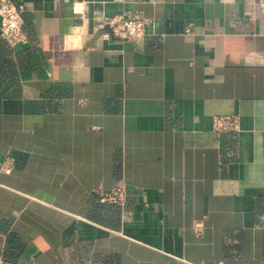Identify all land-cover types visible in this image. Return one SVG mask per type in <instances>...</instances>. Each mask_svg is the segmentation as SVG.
<instances>
[{
	"label": "crops",
	"instance_id": "crops-1",
	"mask_svg": "<svg viewBox=\"0 0 264 264\" xmlns=\"http://www.w3.org/2000/svg\"><path fill=\"white\" fill-rule=\"evenodd\" d=\"M14 1L28 42L0 34L1 264H264L261 0ZM139 11L143 40L104 36ZM229 114L238 129L214 130ZM120 179L126 203L101 202Z\"/></svg>",
	"mask_w": 264,
	"mask_h": 264
},
{
	"label": "built area",
	"instance_id": "built-area-1",
	"mask_svg": "<svg viewBox=\"0 0 264 264\" xmlns=\"http://www.w3.org/2000/svg\"><path fill=\"white\" fill-rule=\"evenodd\" d=\"M260 9L264 12V0L259 3ZM23 7L14 0H0V34L12 45L24 44L28 42V37L23 28ZM155 25L152 18L146 17L142 12L128 16L126 14H118L104 19L100 27L109 26L111 32H105L106 37H117L125 40H143L148 34V26ZM189 31V30H188ZM213 128L218 132L237 130L238 117L235 115H216L213 118ZM12 157L6 158L3 164V171L10 173L12 170ZM128 189L124 179H120L108 191H102L99 200L104 203H113L124 205L127 200ZM194 229L198 234H202L204 224L198 221L194 225ZM4 258L0 254V264ZM31 264H42L33 262Z\"/></svg>",
	"mask_w": 264,
	"mask_h": 264
},
{
	"label": "water",
	"instance_id": "water-1",
	"mask_svg": "<svg viewBox=\"0 0 264 264\" xmlns=\"http://www.w3.org/2000/svg\"><path fill=\"white\" fill-rule=\"evenodd\" d=\"M102 31H103V32H104V31L111 32V28H110L109 26H107V27H105Z\"/></svg>",
	"mask_w": 264,
	"mask_h": 264
}]
</instances>
